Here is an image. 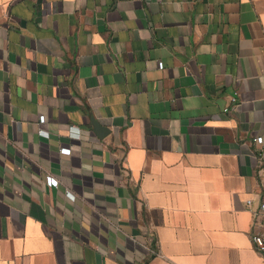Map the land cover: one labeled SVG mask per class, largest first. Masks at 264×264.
<instances>
[{
	"label": "crops",
	"instance_id": "1",
	"mask_svg": "<svg viewBox=\"0 0 264 264\" xmlns=\"http://www.w3.org/2000/svg\"><path fill=\"white\" fill-rule=\"evenodd\" d=\"M258 136L264 0H0V264H264Z\"/></svg>",
	"mask_w": 264,
	"mask_h": 264
},
{
	"label": "built area",
	"instance_id": "2",
	"mask_svg": "<svg viewBox=\"0 0 264 264\" xmlns=\"http://www.w3.org/2000/svg\"><path fill=\"white\" fill-rule=\"evenodd\" d=\"M160 68H163V65L160 64ZM46 121L44 116H41L39 119L40 124H44ZM40 134L43 135L44 137H49V133L47 131L41 130ZM77 138H79V135H76ZM254 143L256 145L264 147V137L263 136H258L253 139ZM61 153L63 155H70L71 154V149L68 148H63L61 150ZM262 157H264V148L262 149ZM47 184L50 187H58L59 186V181L55 179L54 177H47ZM252 201H249V204H251ZM260 212L264 214V202L260 204ZM252 241L254 245L256 246L257 250L264 255V233H255L252 236Z\"/></svg>",
	"mask_w": 264,
	"mask_h": 264
},
{
	"label": "water",
	"instance_id": "3",
	"mask_svg": "<svg viewBox=\"0 0 264 264\" xmlns=\"http://www.w3.org/2000/svg\"><path fill=\"white\" fill-rule=\"evenodd\" d=\"M93 125H94V127L96 128V130H97V132L99 133V134H101V133H104L105 132V127H102L100 124H98L97 122H93Z\"/></svg>",
	"mask_w": 264,
	"mask_h": 264
}]
</instances>
